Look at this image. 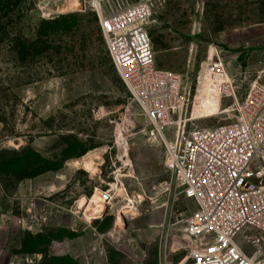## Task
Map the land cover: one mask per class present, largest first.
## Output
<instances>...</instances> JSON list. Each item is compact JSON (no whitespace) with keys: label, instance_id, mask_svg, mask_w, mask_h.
<instances>
[{"label":"rangeland","instance_id":"obj_1","mask_svg":"<svg viewBox=\"0 0 264 264\" xmlns=\"http://www.w3.org/2000/svg\"><path fill=\"white\" fill-rule=\"evenodd\" d=\"M39 1L0 0V181L9 192L29 191L14 205L26 220L15 256L159 264L160 243L196 204L179 188L165 192V147L145 134L147 120L112 64L97 15L67 11L45 20ZM151 1L156 66L183 77L186 129L234 121L251 86L264 85V0ZM217 54L235 98L222 99L207 78ZM165 132L174 138V128ZM92 154L93 168L84 164ZM91 198L107 205L87 219L81 208ZM239 243L249 248L241 234ZM170 260L185 264L189 256L180 250Z\"/></svg>","mask_w":264,"mask_h":264},{"label":"built area","instance_id":"obj_2","mask_svg":"<svg viewBox=\"0 0 264 264\" xmlns=\"http://www.w3.org/2000/svg\"><path fill=\"white\" fill-rule=\"evenodd\" d=\"M118 1L40 0L37 11L45 20L67 11L97 15L112 64L147 120L145 134L165 147L170 173L165 192L179 188L196 204L177 233L160 243L159 264H171L180 250L189 256L185 264H264V85L251 86L231 123L187 130L183 77L156 66L149 29L154 3ZM209 62L207 78L220 97L235 98L220 56H210ZM168 127L175 130L173 139L166 135ZM240 234L249 248L239 243ZM42 258L32 253L8 264H38Z\"/></svg>","mask_w":264,"mask_h":264},{"label":"crops","instance_id":"obj_3","mask_svg":"<svg viewBox=\"0 0 264 264\" xmlns=\"http://www.w3.org/2000/svg\"><path fill=\"white\" fill-rule=\"evenodd\" d=\"M27 190L21 185L16 190L9 192L0 181V264H8L17 257L15 250L16 248L19 249L20 245H15V236L21 231L19 224L22 222L21 215L24 213L22 212L20 215L15 213L14 205L16 202H20L22 198L27 197L29 194ZM83 199L84 197L81 200ZM91 200L95 199L91 198Z\"/></svg>","mask_w":264,"mask_h":264},{"label":"bare ground","instance_id":"obj_4","mask_svg":"<svg viewBox=\"0 0 264 264\" xmlns=\"http://www.w3.org/2000/svg\"><path fill=\"white\" fill-rule=\"evenodd\" d=\"M95 155L96 154L89 155V157L91 158L90 160H87L85 158L84 164L87 167L93 168V164H92L93 161H92V159H93V157ZM76 164H78V163H76ZM118 191L122 195H127L128 198L131 199L130 196L127 194V190H126L125 187H123L121 190H118ZM93 203H95V205ZM106 205H107V202H105V201H99V200H90V201H87L86 203H84L82 205V208H81L82 210H84L86 208V210L84 212V218L93 219V218L97 217V214L100 213V212H102L104 210V208L106 207ZM128 210H132V211L134 210V212H135V210H137V209H135V206H134L132 209H128ZM120 220H118V221H120ZM151 227H154V226H151Z\"/></svg>","mask_w":264,"mask_h":264}]
</instances>
